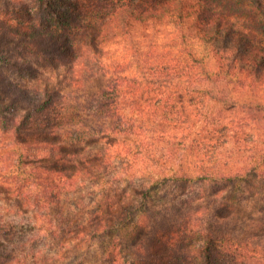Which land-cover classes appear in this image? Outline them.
<instances>
[{
	"label": "trees",
	"instance_id": "1",
	"mask_svg": "<svg viewBox=\"0 0 264 264\" xmlns=\"http://www.w3.org/2000/svg\"><path fill=\"white\" fill-rule=\"evenodd\" d=\"M66 2L75 29L17 28L0 53L78 67L66 94L0 73L19 192L0 264H264V0Z\"/></svg>",
	"mask_w": 264,
	"mask_h": 264
},
{
	"label": "rangeland",
	"instance_id": "2",
	"mask_svg": "<svg viewBox=\"0 0 264 264\" xmlns=\"http://www.w3.org/2000/svg\"><path fill=\"white\" fill-rule=\"evenodd\" d=\"M66 1L78 2L85 9L89 7H98L100 4H102V0ZM66 1L55 0L52 2H42L41 0H0V53L4 54L7 50H10L11 47L15 48V45L18 44V36L16 35V42L11 36L14 35L12 34V31L16 30L17 28L25 31L26 29H29V26L32 25L37 28H41V25L51 24L50 26L58 32L64 31V28H68L71 25H73V28L75 29L77 27V23H75V18L77 17L76 13L72 12L69 16L63 14L62 18H56L60 10H66ZM81 19L83 22H85L84 18ZM48 21L49 24L47 23ZM25 25L26 28H23ZM138 34L141 35V32ZM120 46L121 45L118 44H111L110 46L108 45V57L113 56L114 59L116 55L117 57H120L122 50ZM116 52H118V54L115 55ZM10 58L18 61L16 63H22L24 68L31 67L33 70L28 73L26 71L19 72L15 68H4L0 70L2 78L11 80L17 86L24 89H29L31 91H33L32 89H39L42 91L46 87L57 86L64 94L71 91V76L73 72L78 69V67L73 62H62L59 65L52 67V65H49L44 61L43 62L46 65H43V63H40L39 58L35 54L28 52L10 54ZM102 85H104V83H102V79H95L91 85V88L88 90L89 92H92ZM8 102L12 104L13 101L11 99L8 100ZM0 112H3L1 107ZM6 112H8V114L11 116L17 114L9 111ZM14 150V142L9 137L3 135V133L0 132V216H14L16 213L15 193L18 191L15 187V184L10 182V180H18L16 179L18 172H16L14 167L17 158L16 152ZM3 180H9V183L6 182L3 184ZM240 210L242 218H244L247 223H252V219L257 213V208L251 203H246L240 207ZM256 225H254V227ZM244 228L247 230L245 235H251L252 231H254L252 226L249 227L245 225ZM43 240L44 238L40 239L39 242H42ZM48 243L53 245V242L50 240ZM83 253L84 250L81 254ZM88 254L90 258L86 260L85 264H97V252L95 250H91V252ZM56 256L61 260V258H65L66 253L63 252Z\"/></svg>",
	"mask_w": 264,
	"mask_h": 264
}]
</instances>
